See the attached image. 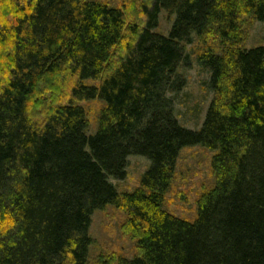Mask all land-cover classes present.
Returning a JSON list of instances; mask_svg holds the SVG:
<instances>
[{
    "label": "trees",
    "instance_id": "1",
    "mask_svg": "<svg viewBox=\"0 0 264 264\" xmlns=\"http://www.w3.org/2000/svg\"><path fill=\"white\" fill-rule=\"evenodd\" d=\"M8 6L0 22V66L5 57L8 64L0 81V264H90L92 217L109 205L124 208L137 239L136 256L118 264H264V46L243 47L250 22L264 23V0H149L140 30L123 8L99 2ZM161 11L175 16L167 37L153 32ZM126 30L135 38L121 57ZM208 37L220 52L207 47L197 60L214 96L193 131L181 126L169 94L186 86V46ZM65 72L74 78L67 101L37 124L30 109L40 85ZM94 100L103 108L88 136L81 102ZM190 146L214 153L216 177L194 222L165 207ZM130 156L151 166L121 195L110 179L127 178Z\"/></svg>",
    "mask_w": 264,
    "mask_h": 264
},
{
    "label": "rangeland",
    "instance_id": "2",
    "mask_svg": "<svg viewBox=\"0 0 264 264\" xmlns=\"http://www.w3.org/2000/svg\"><path fill=\"white\" fill-rule=\"evenodd\" d=\"M99 2L110 7L123 8L127 25L137 24L139 30L146 22L142 13V4L149 0H87ZM28 8V7H27ZM8 0H0V22L6 23L5 12L11 11ZM175 16H170L166 11L159 15L158 27L153 32L169 36L174 24ZM247 38L243 47L252 49L264 46V23L251 21L246 28ZM129 30L125 31L123 43L116 50L118 56H124L123 44H131L134 36ZM207 47L220 52V44L214 37H208L203 44L199 39L192 45L186 46L190 55L191 66H181L180 73L186 79V86L178 94H169L175 100V115L182 127L199 131L205 121L207 111L213 100L214 93L209 87L211 74L204 69L197 60L198 54ZM210 49V48H209ZM3 57V54L0 52ZM115 60V58H114ZM119 59L116 58L115 61ZM6 57L2 59L0 81L5 77L7 68ZM74 83L66 72L49 77L42 82L36 98L32 102L30 116L37 124H42L46 117L59 105L67 101L70 87ZM87 85L99 86V82L88 80ZM50 90V91H49ZM86 108L90 128L88 136L95 135L99 128V116L103 108L100 100L81 102ZM214 153L204 146L185 147L180 154L176 172L169 193L166 197V210L182 218L194 222L198 216V200L202 194L210 190L216 181L212 168ZM151 162L142 156H130L127 168V178L110 181L122 195L133 192L141 184L145 173L149 170ZM129 217L124 208L109 205L103 210H98L92 217L89 234L93 244L89 249L90 264H118L121 258L133 259L138 253L137 239L128 225Z\"/></svg>",
    "mask_w": 264,
    "mask_h": 264
},
{
    "label": "bare ground",
    "instance_id": "3",
    "mask_svg": "<svg viewBox=\"0 0 264 264\" xmlns=\"http://www.w3.org/2000/svg\"><path fill=\"white\" fill-rule=\"evenodd\" d=\"M50 91V90H49Z\"/></svg>",
    "mask_w": 264,
    "mask_h": 264
}]
</instances>
